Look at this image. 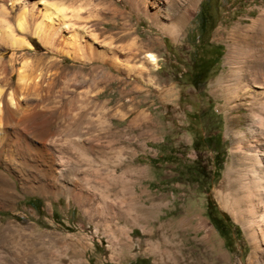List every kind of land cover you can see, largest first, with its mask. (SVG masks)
<instances>
[{"label": "rangeland", "instance_id": "rangeland-1", "mask_svg": "<svg viewBox=\"0 0 264 264\" xmlns=\"http://www.w3.org/2000/svg\"><path fill=\"white\" fill-rule=\"evenodd\" d=\"M158 2L164 4V0ZM51 3L62 4L64 9L67 25L61 27V34L72 35L75 40L83 33L82 40L93 39L98 50L113 47L123 66L114 69L107 61L87 57L84 64L53 55L69 69L88 73L85 86L79 87L72 78L67 89L61 88L64 79L54 69L37 67L40 79L26 99L42 97L49 108L23 124L19 142L22 152H12L15 142L10 135L7 151L10 157L27 160L43 156L44 150L53 157V97L61 105L65 96L81 94L87 88L89 95H97V100L104 102L99 111L92 107L87 111L90 117L85 131L91 149L81 165V178L77 175V181L86 184L83 194L87 196L77 198L78 203L72 194L53 190V174L28 166L22 169L19 181L12 177L16 193L10 187L0 191V264H134L140 259L148 264H203V246L194 234L197 223L203 226L199 237L208 233L221 254L215 264H253L257 259L264 263L263 245L257 248L249 238L244 204L235 203L234 186H226L227 172L236 167L238 157L233 131L244 129L248 105L243 98L227 96L225 90L234 69L233 59L227 57L229 46L264 47V39H243L234 32L236 27L251 29V19L264 8V0H178L173 2L174 7L181 4L175 12L174 36L160 27L169 23L168 15H158L154 25L150 14L131 9L128 0ZM5 5L7 20L16 29L18 12L10 9L9 2ZM41 6L42 1L38 2V8ZM27 18V31L15 32L32 43L31 50H14L17 59L13 62V51L1 41L9 71L11 63H15L14 68L21 66L23 55L53 57L32 35L37 19ZM113 23L123 27L113 29ZM126 32L130 34L125 39L109 38ZM131 41L142 50L125 62ZM210 48L218 49L214 58L217 62L199 84H190L185 75L190 60L211 54ZM147 51L156 56V68L145 62ZM125 65L132 68L130 73ZM140 65L149 74L137 76ZM93 66L98 81L95 88L89 72ZM15 80L16 75H11V82ZM77 105L70 106V111L78 109ZM96 113L102 122L95 130L92 121ZM214 135L219 137L217 141ZM194 139L198 140L196 150L190 147ZM63 178L60 182H70ZM206 203L227 214L239 234L233 230L230 237L222 239L208 220ZM115 210L122 211L128 220L113 224L118 220ZM180 219L186 233L175 232L177 244L169 249L162 234L166 235L169 222ZM118 227H122L121 232ZM252 253L255 258H250Z\"/></svg>", "mask_w": 264, "mask_h": 264}, {"label": "bare ground", "instance_id": "bare-ground-1", "mask_svg": "<svg viewBox=\"0 0 264 264\" xmlns=\"http://www.w3.org/2000/svg\"><path fill=\"white\" fill-rule=\"evenodd\" d=\"M41 1L42 6L41 8H38V2ZM51 1L52 0H1L0 165L3 169H0V191L3 192L6 187H10L12 188V191L16 193L15 182H13L12 177H15L19 181L22 169L28 166L39 171H44L50 175L53 174V190L57 189L55 192L61 191L66 193L68 196L69 194H72L74 199L77 200V198H85L87 196L86 194V196L83 194V190L86 189V184L79 183L77 181L79 180L77 175L80 174L82 176L84 168H82L81 165L88 159L87 153L90 151L89 149H91L90 144L87 142V133L85 131L86 126L89 123L88 119L90 117H88V108L92 107L94 110L99 111L98 109H100L102 104H104V102L100 103L97 100V95H89L87 88L82 89L81 94H71L65 96L66 99L61 105L58 102H55L57 99L53 97L52 130L53 145L55 146L53 147V151L57 153L56 156V153L53 154L52 157L49 152L44 150L42 151L44 153L40 152L43 154V156H37L38 158H30L28 159L29 161L24 157H10V152L7 151L9 149V135L15 142L14 150L12 152L16 155L20 154L22 150L20 148L21 143L19 142L24 134L22 131L23 124L31 116L33 118V115L37 113H43L49 108L48 103L45 102L42 97L36 100L26 99V97H28L30 93L36 89V82L38 79H40L41 74L36 73L37 67L54 69L55 74L64 79L61 88L67 89V82H69V80L72 78H76L79 87L82 88L85 86L88 73L82 72L80 70H73L71 68L69 69L61 63V59H57L55 56L69 57L73 61H78L79 63L84 64L85 59L89 57L93 61H107L114 69H117L119 66H123V64H121L122 62L117 59V54L113 47L108 48L109 51H102L98 50L97 46H93V39L91 40L90 38H87V40H82V37H84L83 33L80 36L77 35L78 38L75 40L73 39L74 37L72 38L73 40L70 38L72 35L64 36L63 33L61 34V27L64 24L67 25V21L63 20L64 9L62 4H53ZM128 1L131 9L138 10L144 15L150 14L149 16L154 25H156L155 20L157 19L156 17L158 15H168L169 23H162L160 24V27L165 29L171 36L176 35L177 31L175 24L177 22L175 21V12L178 11V8L181 6V4L179 3V6L177 5L174 7L176 3L173 2H177L178 0H164V4L162 5H160L162 2H158V0ZM7 2H9L11 10L18 12L16 17V29L13 28L14 26L12 27L7 20L6 16L9 14L5 5ZM119 12L123 15V11L119 10ZM27 17H29V19H37L32 35H34L39 40V42L45 46L48 53H51L52 56H55L49 58L46 56L43 58L41 56L38 58H30L23 55L21 57V66L14 68L13 66L15 63H11V70L9 71L4 59L6 47L1 43L4 41V44L8 45V47L13 51V54L11 55L13 62H15L17 59L15 56L16 51L14 50L25 49L27 52L31 50L33 48L32 43L28 42L25 37L23 38V36L17 35L15 32V30L20 32L27 31ZM112 26L113 29H121L123 24L121 26V24L113 23ZM250 26L251 29L236 27L234 32H238V35L243 39H250L252 41L264 39V8H260L257 16L251 19ZM105 29L109 28H104V30ZM118 32L119 31H116L115 34H118ZM129 34L130 33L126 32L122 35H117V38L114 36L112 37L111 34L109 38L113 40H120L125 39ZM137 45L138 44L136 41H131L129 43V52L124 56L125 62H128L129 59L135 55V52H141L142 47L140 46V48L138 45L139 48L137 49ZM228 54L229 56L227 57L233 59L232 65L234 66V69L231 68L233 69L232 78H230L231 82L229 85L226 84L227 86H225L227 93L226 95L231 96L232 98L245 99V102L248 105V113L246 115L244 129L237 130L235 132L233 131L232 136L235 140L238 157L236 167L234 169H229L227 172L228 179L226 181V186H234L232 194L234 195L235 203L242 202V204H244L243 211L247 217L246 220L250 236L249 238L254 243V245L256 244L255 246H257V248H261L263 245L261 254L264 257V47L261 44H248L245 47L229 46ZM144 58L145 62L152 66V69L156 68L157 59L153 53L147 51ZM125 67L128 73L132 71V68H129L126 65ZM95 68L96 67L93 66L89 71L91 74L90 77H92L90 78L91 83L93 84L94 88L98 84L94 72ZM136 73L137 76L138 74H149V70H146L143 65H140V70ZM13 74L16 75L15 83L11 82V75ZM103 75L109 77L107 72H103ZM74 102L79 104L75 106V109L77 107L78 109L71 112L70 106L73 108L75 105ZM56 104H59V106ZM96 114L97 117H93L92 121L93 129L95 130L98 129L102 122L98 113ZM28 122H30V119ZM9 125L11 126V130ZM39 139H44V137H40ZM95 151L96 153L99 152L98 150ZM73 158H76L75 162L72 161ZM232 176H234V178H232ZM63 177L69 178L70 182H60L61 178L64 179ZM77 187H79V192L74 194L75 192L73 193V190H75ZM77 201L79 203V200ZM117 212L118 211H116L118 220L113 224L119 225V222H126L128 220L127 215L123 214L122 211L118 213ZM201 228H203V226L197 223L194 234L196 241L200 242L203 246L201 255L204 257L203 264H215L214 260L220 259L221 254L220 252H217L216 248H214L215 245L210 239L208 233H204V235L199 237ZM185 229L186 228H184L182 225L181 219L177 220L176 222H169L165 231L166 235L162 234L163 242L168 246L169 249L175 248V245L177 244L176 241L178 237H176L175 232L180 231L185 234ZM118 230L121 232L122 227H118ZM158 242L154 246H158ZM250 258H255V253H252ZM257 260L252 261V263L264 264L258 263Z\"/></svg>", "mask_w": 264, "mask_h": 264}, {"label": "flooded vegetation", "instance_id": "flooded-vegetation-1", "mask_svg": "<svg viewBox=\"0 0 264 264\" xmlns=\"http://www.w3.org/2000/svg\"><path fill=\"white\" fill-rule=\"evenodd\" d=\"M210 50L211 54L206 56H197L196 58L190 60L188 66L189 69L185 72V75L190 79V84H199L202 81L203 76L213 66L215 54L217 53L218 49L210 48ZM205 210L208 220L215 231L223 238L230 237L233 230L229 224V221L220 218L217 214L216 207L211 203H206Z\"/></svg>", "mask_w": 264, "mask_h": 264}, {"label": "trees", "instance_id": "trees-1", "mask_svg": "<svg viewBox=\"0 0 264 264\" xmlns=\"http://www.w3.org/2000/svg\"><path fill=\"white\" fill-rule=\"evenodd\" d=\"M217 48H218V46H217ZM219 56H220V54H217V59H218ZM216 62H217V60H215V61L213 62V65H214ZM212 137H213L214 141H217V140L219 139V137L216 136V135H214V136H212ZM208 138H210V136L207 137V138H203V139L206 140V139H208ZM197 141H198L197 139H194V140H192V142H191V144H190V147H191L192 149H194V150H196V147H195V146L197 145ZM207 141H208V140H207ZM220 164H221V158L216 162V167H217L216 169H217V170L220 168ZM217 170H216L215 174H213V178H216V176H217ZM199 178H201V177L199 176ZM217 214H218V216H219L220 218L225 219L226 221H229L230 226L233 227L232 230H234L236 234H239V230H238V228L232 224V222H231V220L229 219V217L227 216V214H225V213H223V212H220L218 209H217ZM220 237H221L222 239H225V238H223L222 236H220ZM134 264H148V263H147L145 260L140 259V260L135 261Z\"/></svg>", "mask_w": 264, "mask_h": 264}]
</instances>
